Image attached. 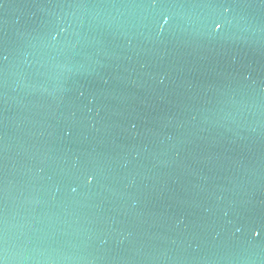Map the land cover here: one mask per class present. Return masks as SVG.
Segmentation results:
<instances>
[{"label":"water","instance_id":"1","mask_svg":"<svg viewBox=\"0 0 264 264\" xmlns=\"http://www.w3.org/2000/svg\"><path fill=\"white\" fill-rule=\"evenodd\" d=\"M0 264H264V0H0Z\"/></svg>","mask_w":264,"mask_h":264}]
</instances>
